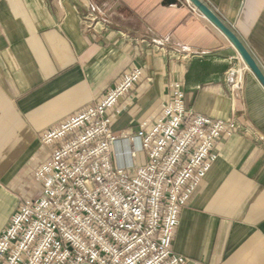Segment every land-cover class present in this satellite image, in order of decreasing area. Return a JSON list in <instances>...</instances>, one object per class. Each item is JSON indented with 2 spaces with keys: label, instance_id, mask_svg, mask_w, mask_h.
I'll list each match as a JSON object with an SVG mask.
<instances>
[{
  "label": "crops",
  "instance_id": "crops-1",
  "mask_svg": "<svg viewBox=\"0 0 264 264\" xmlns=\"http://www.w3.org/2000/svg\"><path fill=\"white\" fill-rule=\"evenodd\" d=\"M264 75V0H200ZM0 0V233L32 197L40 135L100 102L123 74L142 80L115 133L152 118L177 82L187 109L239 130L179 214L172 251L191 264H264V89L228 40L185 0Z\"/></svg>",
  "mask_w": 264,
  "mask_h": 264
},
{
  "label": "built area",
  "instance_id": "built-area-1",
  "mask_svg": "<svg viewBox=\"0 0 264 264\" xmlns=\"http://www.w3.org/2000/svg\"><path fill=\"white\" fill-rule=\"evenodd\" d=\"M142 78L129 70L100 102L40 135L48 154L33 174L37 191L16 197L0 264H191L171 249L179 214L218 158L217 142L240 127L187 109L170 82L152 118L113 132L120 100Z\"/></svg>",
  "mask_w": 264,
  "mask_h": 264
},
{
  "label": "water",
  "instance_id": "water-1",
  "mask_svg": "<svg viewBox=\"0 0 264 264\" xmlns=\"http://www.w3.org/2000/svg\"><path fill=\"white\" fill-rule=\"evenodd\" d=\"M192 7H194L211 25H213L232 45V47L238 53L241 61L246 66V68L254 75L256 80L264 89V75L259 69L257 63L242 44V42L237 38V36L225 25L223 22L200 0H185ZM178 0H164V5H174L177 4Z\"/></svg>",
  "mask_w": 264,
  "mask_h": 264
},
{
  "label": "rangeland",
  "instance_id": "rangeland-1",
  "mask_svg": "<svg viewBox=\"0 0 264 264\" xmlns=\"http://www.w3.org/2000/svg\"><path fill=\"white\" fill-rule=\"evenodd\" d=\"M16 204H17V202H16Z\"/></svg>",
  "mask_w": 264,
  "mask_h": 264
}]
</instances>
